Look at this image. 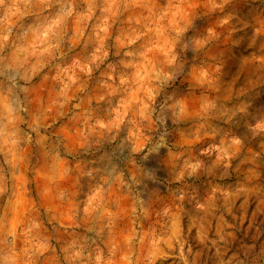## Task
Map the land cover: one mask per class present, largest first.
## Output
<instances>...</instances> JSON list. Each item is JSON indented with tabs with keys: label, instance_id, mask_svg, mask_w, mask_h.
I'll use <instances>...</instances> for the list:
<instances>
[{
	"label": "clouds",
	"instance_id": "clouds-1",
	"mask_svg": "<svg viewBox=\"0 0 264 264\" xmlns=\"http://www.w3.org/2000/svg\"><path fill=\"white\" fill-rule=\"evenodd\" d=\"M0 264H264V0H0Z\"/></svg>",
	"mask_w": 264,
	"mask_h": 264
}]
</instances>
